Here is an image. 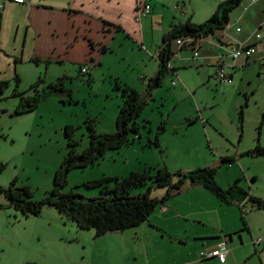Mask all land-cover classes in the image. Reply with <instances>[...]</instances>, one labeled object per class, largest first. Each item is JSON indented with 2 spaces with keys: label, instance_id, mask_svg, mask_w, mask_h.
I'll return each instance as SVG.
<instances>
[{
  "label": "rangeland",
  "instance_id": "rangeland-1",
  "mask_svg": "<svg viewBox=\"0 0 264 264\" xmlns=\"http://www.w3.org/2000/svg\"><path fill=\"white\" fill-rule=\"evenodd\" d=\"M4 1L0 0V5ZM152 1L156 12L164 6L175 13L173 25L198 26L227 0ZM251 1L244 0L230 13L226 33L235 35V27L242 29L241 37L254 32L249 26L250 12L245 9L253 5L264 9V0ZM185 9L189 16L184 18ZM217 34L202 39L195 53L207 54L212 47L209 43L218 42ZM155 35L151 38L146 33L141 42L143 50L137 42L117 37L98 65H85L86 74L80 73L84 66L76 64L32 62L17 67V83L14 79L1 81L6 85L0 92V188L25 191L32 202L39 203L50 195L58 180L64 183L61 193H73L86 201L98 198L101 189L85 185L104 179L214 169L220 189L238 181L245 193L264 201V60H250L243 66L238 62V67L227 70L230 83H223L215 76L216 61H194L192 48L179 52L173 45L178 54L170 60L175 73L165 75L160 87L147 93V83L159 65L157 58H150L157 42ZM53 85L59 90L49 94ZM125 89L143 102L136 120L138 134H129L123 147L106 152L84 169L70 170L63 179L64 161L89 148V128L95 136L115 133L123 103L121 91ZM41 94H46L45 99L31 112L18 115L22 106ZM147 189L133 190L130 196L146 194ZM164 193L152 189L149 198L161 199ZM179 201L169 203L179 206ZM244 208L247 232L238 235L242 229L240 206L224 208L226 214L220 218L201 213L202 217L188 219V226L195 232L203 231L204 227L192 224L202 219L221 238L219 221L227 224L235 233L233 245H228L226 264H264V243L258 247L252 243L264 236V213L249 203ZM161 213L157 210L151 215L153 224H165L167 216ZM202 247L199 243L180 244L146 225L96 239L93 230L79 229L52 208H43L37 217H24L0 194V264L200 263L198 254L206 251Z\"/></svg>",
  "mask_w": 264,
  "mask_h": 264
},
{
  "label": "crops",
  "instance_id": "crops-1",
  "mask_svg": "<svg viewBox=\"0 0 264 264\" xmlns=\"http://www.w3.org/2000/svg\"><path fill=\"white\" fill-rule=\"evenodd\" d=\"M255 2L256 0L251 1L252 4ZM1 5L3 10L0 12V82L14 79L17 67L31 64L32 61L58 65L71 63L84 67L88 64L96 66L106 53L111 51L110 46L117 37L137 42L143 50L145 48L141 42L146 33L151 38L156 34L158 43L154 44L150 58H157L162 37L173 25L172 19L175 15L169 9H163L164 6L162 10L158 9L156 12L152 0H5ZM142 5L150 7L149 16H139ZM261 9L262 6L255 9L254 5L245 9L247 14L250 12L249 26L254 28L253 33L241 37L242 29L235 27V35L226 33L225 29L217 34L218 42L209 43L212 47L207 54L198 55L199 59L207 61L208 58H212L213 61L222 54V49L245 43L255 46V54L250 60L261 63L264 60V54L261 52L264 49V12H262L264 9ZM183 11L184 18L189 16L188 10ZM214 12L210 15L212 16ZM236 29H240V32L237 33ZM255 34H259V42L256 41ZM192 48L200 49L201 44L198 42ZM192 50L197 54L195 53L197 49ZM250 60L239 61L238 65H247ZM223 62L227 66L231 64L227 59ZM175 199L181 200L179 206L169 203ZM229 207L237 206H225L201 186L186 184L178 195L156 209L167 216L163 226L153 224L151 218L143 225L163 236L167 235L169 239H174L180 244L199 243L206 251L226 245L229 250L223 263L226 264L230 254L228 245H233L232 235L235 231L219 221L218 232L221 235L219 238L218 233H215L216 230L210 229L204 220L192 221L193 225L204 227L203 231L198 229L196 232L188 226L191 223L187 220L202 217L201 213H213L220 218L223 212L226 214L223 209ZM174 221L177 224L172 226ZM181 222L186 225H180ZM178 226L180 228L177 229ZM240 231L236 234L238 235ZM235 249L233 247L234 251ZM188 261L185 264H206L204 261L200 263ZM209 262L220 264L216 260Z\"/></svg>",
  "mask_w": 264,
  "mask_h": 264
},
{
  "label": "trees",
  "instance_id": "trees-1",
  "mask_svg": "<svg viewBox=\"0 0 264 264\" xmlns=\"http://www.w3.org/2000/svg\"><path fill=\"white\" fill-rule=\"evenodd\" d=\"M243 1L227 0L219 4L214 14L198 26L189 23L171 26L162 37L157 54L158 71L155 77L148 81L147 93L160 87L165 75H172L167 71L166 66L174 55L173 45L176 41L191 39L194 46L202 39L224 31L229 24L230 13L237 9ZM184 50L185 48H182L179 52ZM32 62L35 64L38 61ZM173 72L175 73V70ZM14 80L16 83L18 82L16 76ZM5 85L6 83L0 82V92H2ZM58 90V85L50 86L49 94L57 93ZM116 90L119 89L116 88ZM121 93L123 103L116 120L115 133L95 136L93 129L89 128V148L82 155L70 156L64 161L61 168L63 179L70 170L84 169L96 163L106 152L123 147L129 134H138L139 127L136 120L141 113L143 102L136 93L130 90L125 89ZM33 97L28 105L21 107L18 115L31 112L35 105L45 99L46 94ZM222 162L231 163L227 160ZM215 175L214 169H203L184 174L181 172L168 174L165 171H156L154 176H151L150 172H144L132 175L126 180L104 179L101 182L85 185L87 188L101 189V195L98 198L86 201L73 193H61L64 183L58 180L54 181V189L50 195L39 203L32 202L30 196L22 190L13 191L12 188H0V194L4 195L15 210L24 217H37L43 208H52L59 215L75 223L79 229L93 230L96 239L108 233H122L145 224L160 205L178 195L186 184L201 186L225 206L235 205L238 207L241 202L246 200L253 209L264 213V201L245 193L238 187V181L226 190L220 189L215 183ZM174 180L176 181L174 182ZM109 185H111V189L107 188ZM145 187H148L146 194L137 197L130 196L131 191ZM152 189L164 190L165 194L161 199H151L149 193ZM240 213L242 225L240 232H247L243 217L245 214Z\"/></svg>",
  "mask_w": 264,
  "mask_h": 264
},
{
  "label": "built area",
  "instance_id": "built-area-1",
  "mask_svg": "<svg viewBox=\"0 0 264 264\" xmlns=\"http://www.w3.org/2000/svg\"><path fill=\"white\" fill-rule=\"evenodd\" d=\"M3 10V6L0 5V12ZM151 13V9L148 5H142L141 8L139 9V16L140 17H146L149 16ZM255 39L257 42L260 41V36L259 34H255ZM175 47L176 49L179 51L182 48L189 47L192 48L193 46V42L191 39H186V40H178L175 42ZM194 49V48H192ZM225 55H220L218 57H216V59H213L214 61H216L215 67H216V72H215V76L216 79L219 80L220 82L223 83H230L231 81V77L227 75V70L229 69H234L237 66V63L239 61H248L252 58V56L255 54V46L254 45H247V44H235L232 46H229L225 49ZM264 54V49L261 51ZM176 52H174L173 57H177ZM229 59L231 64L229 66L224 64V59ZM192 59L194 61H197L199 59L197 54H194V56L192 57ZM208 61H212V58H208ZM167 71H169L170 73H172V75L174 74V69L173 66L170 64V62L167 64L166 66ZM88 72V69L86 67L82 68L80 73L81 74H86ZM176 86V83H172V87ZM247 205V201H243L239 204L240 208H241V212L243 214H245V206ZM253 245L255 247H258L260 244L264 243V236L261 238H258L256 240H254ZM229 253V250L227 249L226 245H220L218 246L216 249L212 250V251H202L199 252L198 254V258L200 260V262L202 261H209V260H216L218 261L220 264H223L225 261V258L227 256V254Z\"/></svg>",
  "mask_w": 264,
  "mask_h": 264
},
{
  "label": "clouds",
  "instance_id": "clouds-1",
  "mask_svg": "<svg viewBox=\"0 0 264 264\" xmlns=\"http://www.w3.org/2000/svg\"><path fill=\"white\" fill-rule=\"evenodd\" d=\"M195 46V45H194Z\"/></svg>",
  "mask_w": 264,
  "mask_h": 264
}]
</instances>
